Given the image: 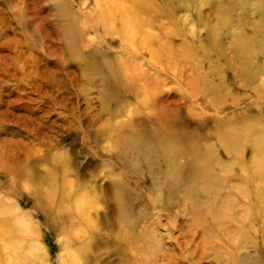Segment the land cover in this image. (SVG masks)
<instances>
[{
    "label": "rangeland",
    "instance_id": "rangeland-1",
    "mask_svg": "<svg viewBox=\"0 0 264 264\" xmlns=\"http://www.w3.org/2000/svg\"><path fill=\"white\" fill-rule=\"evenodd\" d=\"M122 7H141L133 37ZM262 24L264 0H0V264H264V198L250 210L233 173L217 195L182 181L184 166L165 178L154 152L127 156L119 143L130 115L156 119L158 108L166 127L230 162L224 126L264 131ZM240 145L230 147L248 161L250 142ZM48 173L54 188L40 199L33 183ZM214 204L226 216L218 224L204 214Z\"/></svg>",
    "mask_w": 264,
    "mask_h": 264
},
{
    "label": "bare ground",
    "instance_id": "bare-ground-1",
    "mask_svg": "<svg viewBox=\"0 0 264 264\" xmlns=\"http://www.w3.org/2000/svg\"><path fill=\"white\" fill-rule=\"evenodd\" d=\"M140 4H142L141 7L145 6L144 2H140ZM141 7L139 8L140 10ZM116 9L117 8H113V10H108L107 12L109 14H113L114 12H116ZM127 9L128 8L126 7H122V18H124L125 20L123 21L126 25L125 32L127 31L126 33L133 37L134 31L131 30V26H134L136 30L138 29L136 27L137 24H141L143 23V21H141V19L137 15H135L136 12H140V10H135L133 14L132 10ZM260 31L264 34V24L260 25ZM257 42L259 43V45L264 46V38H258ZM86 67L91 68L90 66ZM149 73L150 72H145L142 69H138V82L141 86H144L151 91H155L158 88L157 82L155 81L154 76H148ZM113 99L115 100V104L124 101V99L119 100V96L116 95L113 97ZM150 102L152 103V105ZM154 102L155 99H151L150 101L147 100L146 106L150 107L151 105L152 109ZM152 113L156 116V119L154 117L150 118V120H144V118L138 119L130 115L129 122L131 125L130 129H128L129 133L124 137L125 140L123 142L119 141L121 145L120 148H122L123 145L125 146L123 149L127 156L128 154L132 153L133 155L135 152H139L143 153L145 157L149 158L151 152H154V162H156L160 169H162V173L165 178L169 177L171 172L176 171L178 167L184 166L186 171L180 175L182 176V181L184 180L186 175H188V177L185 179L187 183H189L190 181H197V179L199 181L205 182L206 184L208 183V189H213V192L216 193V195L218 192H221L220 188L228 185L229 177L227 175L233 173V175H230V177L232 176L233 178L239 180L242 187L239 188V190L241 191L238 192L239 194L241 193V195L244 197V200L249 203L248 208L250 210H253L255 206L258 207V205H260V201L264 198V131L258 130L254 123L247 124L245 121H237L235 123L230 122L229 125L224 126V131L220 133L221 136H219V140L222 141V148L225 154L232 155V159L230 160V162H226L223 161L221 157H218V155H215L216 151L213 143H207L204 144V146L201 145L202 147L196 146L192 142L193 136L189 133L185 134V130H173L172 128H168L169 126L166 127V123L170 122V119L166 120L164 118V110L155 108ZM153 119H155V127L148 128L144 126L145 123L148 122V120L152 121ZM243 141L250 142V146L253 150L252 158L248 161L243 159V146L242 148L240 147V150L234 148L236 143H241L242 145ZM230 145H233L234 147H230ZM186 147L187 150L190 149L191 156L189 157L185 156L187 155L185 153V150L180 151V148ZM181 158H184L182 164L179 162ZM215 166H217V168H215ZM234 166L238 167L239 173H236L235 171L233 172V170L230 168ZM228 167L230 169H228ZM215 169H220L223 174L216 172ZM126 172L127 171L125 169H122L120 173L125 175ZM25 176H27L28 180L31 181L32 171H27V173H25ZM51 176L52 175L48 173V175L40 177L38 182L34 180L35 183L33 184L35 185H33V187L31 185L34 194L37 195L39 191H42V194L45 197L39 196L40 199H46L47 195H49L53 191L54 186L50 185L48 182L51 180ZM114 183V187H116L115 189H117L118 191H122L121 188L123 187L122 185H120L122 183H119V181H115ZM45 184L48 185L43 188L42 185ZM245 184H248V186H243ZM40 188H43L45 190H42ZM216 188L219 189L218 192H216ZM228 188L231 190L233 189L231 185L228 186ZM8 193H12V191L9 190ZM191 193L192 191L190 189L186 191V198L190 203L192 209L191 212L193 213V215L197 216L198 211L202 210L204 207L202 206L200 199L196 198L195 194L192 195L193 193ZM230 196V192H227V194L224 195V198H226L230 203L228 212H230L234 206V204L232 205L234 199H231ZM81 197L83 198V196H77L76 201H82ZM214 200L217 201L216 197H214ZM59 208L60 207H58L57 209ZM255 209L256 208H254V210ZM221 210L223 211L222 206L217 207V205H215L210 208V212H205L204 214H210L211 220L215 224H218L222 217H226L222 216V214L220 215L219 211ZM244 219H246V215H244ZM21 229L23 230L22 232L24 234H26V232L24 231L31 230L28 227L26 228L25 224H22ZM14 244H19V241ZM83 252L81 255L85 260L84 262H86V258H88V256H86L87 253L85 251Z\"/></svg>",
    "mask_w": 264,
    "mask_h": 264
}]
</instances>
